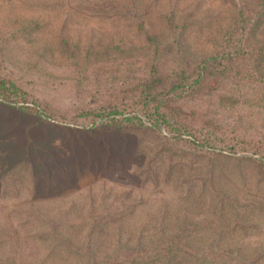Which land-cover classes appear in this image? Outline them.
Listing matches in <instances>:
<instances>
[{
	"label": "rangeland",
	"instance_id": "rangeland-1",
	"mask_svg": "<svg viewBox=\"0 0 264 264\" xmlns=\"http://www.w3.org/2000/svg\"><path fill=\"white\" fill-rule=\"evenodd\" d=\"M260 1L0 0V79L26 99L0 102V264H264V165L242 160L264 154ZM226 41L246 53L229 73L173 99L170 126L146 116L138 87ZM111 108L138 121L85 115Z\"/></svg>",
	"mask_w": 264,
	"mask_h": 264
},
{
	"label": "trees",
	"instance_id": "trees-1",
	"mask_svg": "<svg viewBox=\"0 0 264 264\" xmlns=\"http://www.w3.org/2000/svg\"><path fill=\"white\" fill-rule=\"evenodd\" d=\"M263 5V0L260 1V5ZM249 11L247 8H243L240 10L239 15V21H244V13ZM255 12V10L251 11V13ZM243 19V21H242ZM264 19V13L259 15L257 21H261ZM241 29V28H240ZM177 28L175 29V32H177ZM181 34L175 33L173 36V46L178 48L179 47V38ZM241 42V41H240ZM238 42V44L240 43ZM242 44L244 42L242 41ZM244 46H233L230 42L226 41L225 44H223V48L221 52H219L218 55L211 57L205 61H203L200 65L197 66L196 69L192 72V74L187 75L185 72L180 71L178 74L175 75V77L178 79L176 82H172L171 84L167 83V80L159 76L157 78H153L151 82L144 83L141 87H138V91L141 92L142 95H146V98H150V102H155L157 105L153 106L151 109L154 111L152 114L146 113V116L151 117L155 116V122L163 125V126H170V120L166 113H171L172 110L169 107V104L173 102V99L181 98L182 94L187 93H194L200 89H203L202 87L205 86V88L209 87V81L217 79L219 75L229 73V71L232 70V66H230L233 62H240L242 58L246 56L245 51L243 50ZM261 54H264V49L259 51ZM155 66H152V70H155V72H158V68ZM209 80V81H208ZM213 87L216 89V83L210 84V87ZM161 89V92H156L157 90ZM175 94V95H174ZM177 95V96H176ZM0 102L1 103H26V99L24 98V95L22 92L18 89V87L5 79H0ZM108 110H103L102 112H99L98 114L87 112L85 115L88 117H94V120H98L101 122V126L106 125V127L111 128H120L121 125H132L134 121H138V118L135 116L133 118L127 117V114H132L134 112L133 109L128 108H111L108 112ZM121 116V119H117V117ZM103 120H106L103 122ZM178 132L181 133L186 132V128L182 127L181 124H175ZM205 142H201L200 145L204 146ZM248 162H257L259 164L264 165V154H262L259 159H242ZM179 238V241H181L182 237ZM178 248H171L168 249L167 252L161 253L158 252L156 255H144L145 252L139 251L137 252L136 256L133 258H130L128 264H174L176 261V257L178 255H183V260L181 262L188 261V264L193 263L194 260H196L197 255L192 254L189 251L178 249ZM142 252L141 256L140 253ZM136 252H131L130 256L132 254H135ZM158 257V258H155ZM208 257V254L203 255V258L206 259ZM125 263V262H124ZM127 263V262H126Z\"/></svg>",
	"mask_w": 264,
	"mask_h": 264
}]
</instances>
